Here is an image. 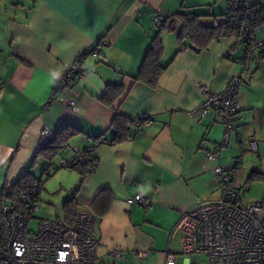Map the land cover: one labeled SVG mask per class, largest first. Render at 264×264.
I'll list each match as a JSON object with an SVG mask.
<instances>
[{"label":"crops","instance_id":"1","mask_svg":"<svg viewBox=\"0 0 264 264\" xmlns=\"http://www.w3.org/2000/svg\"><path fill=\"white\" fill-rule=\"evenodd\" d=\"M214 2L4 0L2 4L1 0L0 197L3 186L28 170L29 160L41 146L40 130L70 125L80 132L60 152L61 159L72 158L74 148H91L98 166L85 175L66 168L59 172L63 199L53 218L61 217L66 199L74 196L80 204L89 203L99 190L108 188L112 200L106 213H91L101 264L149 259L164 264L166 249L178 247L175 227L183 212L220 197L215 165L234 170L241 203L249 204L242 201V184L249 183L251 171L264 173V69L260 67L264 57L251 53L236 36L217 37L200 51L186 48L175 55L178 22L174 29L173 23L163 29L153 23L154 10L163 17L176 12L200 15L204 23L209 15L205 9L210 12ZM157 32L162 62H171L152 87L133 76ZM93 48L100 56L86 55L84 73L73 77L64 90L76 99V107L66 110L59 101L48 103L57 76L79 52ZM239 73L242 81L235 93L239 109L230 142L216 160H208L201 150L222 138L221 117L210 109L199 122L188 111L202 100L201 83L218 91ZM107 84L124 86L111 104L102 99ZM116 113L145 121L132 126L131 138L103 143V139L112 141L110 125ZM249 139L257 141V154L248 149ZM137 193L150 204L131 201ZM79 209L90 212L85 206ZM140 249L148 251L144 259L136 255ZM111 250L119 255H109Z\"/></svg>","mask_w":264,"mask_h":264},{"label":"built area","instance_id":"2","mask_svg":"<svg viewBox=\"0 0 264 264\" xmlns=\"http://www.w3.org/2000/svg\"><path fill=\"white\" fill-rule=\"evenodd\" d=\"M34 3L35 0H29ZM224 19L235 23V30L247 43L253 54H264V36L257 35L264 28V0H237L227 3ZM163 16L154 10L153 23L161 28ZM86 55L99 57L96 48L79 52L74 60L57 76L48 103L59 101L66 110L76 107V99L64 92L68 82L84 73L82 67ZM242 81V74L232 75L224 88L211 90L200 84L202 100L188 111L200 122L208 110L215 109L224 125L222 138L209 149H202L208 160H216L230 142L233 120L238 111L235 93ZM140 122H137L139 124ZM41 145L53 138L54 131L47 127L40 130ZM129 135L128 138H131ZM240 141L239 138H237ZM103 143H109L102 140ZM248 149L258 153L257 141L248 140ZM92 158L84 149L74 148L70 159L62 158L59 164L66 169L78 170L79 163ZM98 163H93L96 170ZM213 173L220 187V197L204 201L183 212L175 231L178 233V247L167 248L164 264H176V256L183 254L188 264H264V206L258 202L243 205L232 168L215 165ZM41 184H37L30 195L23 197V212H13L9 200L2 197L0 205V264H101L97 254V239L94 237L93 215L87 210H78L71 225L58 218H39L36 229L29 227L31 218H36L39 200L36 197ZM131 201L148 206L150 200L137 193ZM109 255L118 256L117 250ZM139 259L148 255L147 250H138ZM204 259L197 261L194 256Z\"/></svg>","mask_w":264,"mask_h":264},{"label":"trees","instance_id":"3","mask_svg":"<svg viewBox=\"0 0 264 264\" xmlns=\"http://www.w3.org/2000/svg\"><path fill=\"white\" fill-rule=\"evenodd\" d=\"M217 1V0H215ZM237 0H225V5L227 3L235 2ZM1 4V0H0ZM224 10L221 13V20L213 24H204L199 18L200 15H194L192 17L188 16L183 12H176L170 16L163 17L162 28L168 27L169 19H175L178 24L177 40L179 47L176 53L183 51L186 48L194 49L195 51H200L207 47V45L217 37L223 36H236L240 41H243L235 30V23L224 19ZM258 35V34H257ZM247 44V43H246ZM249 49V48H248ZM162 52L163 45L160 37V32H157L155 36L152 37L143 61L137 71L133 76L134 81H141L152 87L157 85V80L159 76L163 73L166 67L169 65L171 60L166 63L162 62ZM264 57V54H256ZM122 84H107L102 99L105 103L111 104L123 91ZM145 121V118L140 117L135 120H130V118L116 113L112 119L110 129L113 133L112 141H108L110 144L123 141L128 138L129 135H133L132 126L135 124L139 126ZM137 122H140L137 124ZM54 131L53 138L47 140L43 143L36 154L29 160L28 170L24 175H22L16 182L9 186H3L1 197H5L9 200L11 204V210L13 212L21 213L25 209V201L23 197L25 195H30L37 184H41L42 187V175L37 176L30 167H33L38 159L42 160L44 163H48L47 166L42 170V173L51 175L50 167L53 165L54 156L66 149L69 140L77 133L80 132L77 128L70 125H60ZM88 152L92 158L84 159L79 163L78 172L85 175L88 172H93V163L97 162V157L92 153L91 148H83ZM60 167H62L59 164ZM58 167H56L57 169ZM264 178V173L261 171L253 170L250 172L247 181L250 182L255 179ZM40 187V189H41ZM39 189V191H40ZM39 191L36 197L39 200ZM75 193V192H74ZM112 200V194L110 190L106 187L98 191L95 197L89 203H78L75 197L66 199L62 205V215L58 219L62 220L64 223L71 225L74 221L75 214L79 208L82 206L87 207L90 213L101 216L106 213L108 207Z\"/></svg>","mask_w":264,"mask_h":264},{"label":"rangeland","instance_id":"4","mask_svg":"<svg viewBox=\"0 0 264 264\" xmlns=\"http://www.w3.org/2000/svg\"><path fill=\"white\" fill-rule=\"evenodd\" d=\"M4 0H2L3 4ZM211 10L208 12L206 9V13L209 14L208 19L204 21V23H212L215 21L221 20V13L223 12V9L225 7V0H217L210 6ZM257 34L259 36H264V28H261L258 30ZM261 70L264 69V64L261 63L260 65ZM255 64L251 67V72L254 70ZM253 74V73H252ZM63 154L60 152L57 153L53 158V165L54 167H50V171L52 172L51 175H47L46 173H42V170L45 168V166L48 165V163H44L42 160L38 159L37 162H35L33 167H30V169L37 175H42V188H41V198L39 199V210L36 212V215H40L41 217H48L53 218L55 216V213H59L61 202L63 199V191L58 189V178L59 172L64 171L65 169L63 167L59 166V162ZM29 167V166H28ZM56 167H58L56 169ZM241 198L243 203H253L258 202L264 206V178L261 179H255L250 181L249 183H243L241 187ZM2 197H0V205L2 204ZM56 210V211H55ZM39 218H31L29 227L32 229H36L37 222ZM185 255L178 254L176 256V264H186ZM196 260L199 262L202 259H204L203 256L196 255L194 256ZM138 264H157V261L155 259H149V261L146 262H138Z\"/></svg>","mask_w":264,"mask_h":264},{"label":"water","instance_id":"5","mask_svg":"<svg viewBox=\"0 0 264 264\" xmlns=\"http://www.w3.org/2000/svg\"><path fill=\"white\" fill-rule=\"evenodd\" d=\"M172 23H173V25H171V28L174 29L175 25L177 24V21L175 19L171 18V19H169L168 24L170 25ZM177 26L179 27V24H177Z\"/></svg>","mask_w":264,"mask_h":264}]
</instances>
